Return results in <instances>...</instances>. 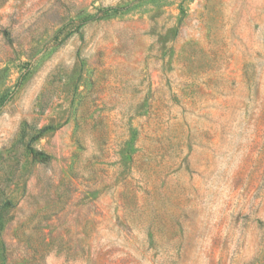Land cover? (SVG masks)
Here are the masks:
<instances>
[{
    "label": "rangeland",
    "instance_id": "374dc122",
    "mask_svg": "<svg viewBox=\"0 0 264 264\" xmlns=\"http://www.w3.org/2000/svg\"><path fill=\"white\" fill-rule=\"evenodd\" d=\"M1 206L0 264H264V0H0Z\"/></svg>",
    "mask_w": 264,
    "mask_h": 264
},
{
    "label": "trees",
    "instance_id": "16d2710c",
    "mask_svg": "<svg viewBox=\"0 0 264 264\" xmlns=\"http://www.w3.org/2000/svg\"><path fill=\"white\" fill-rule=\"evenodd\" d=\"M29 152L31 155V158L33 161L38 162V163H46L49 161V156L43 152L36 151L33 148L29 147ZM4 209V207H0V212Z\"/></svg>",
    "mask_w": 264,
    "mask_h": 264
}]
</instances>
